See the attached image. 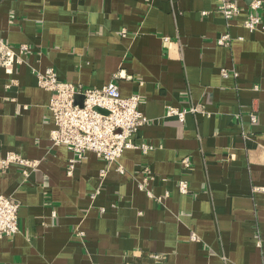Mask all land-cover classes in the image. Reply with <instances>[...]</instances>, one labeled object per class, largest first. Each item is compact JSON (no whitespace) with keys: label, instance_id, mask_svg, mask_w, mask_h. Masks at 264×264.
Instances as JSON below:
<instances>
[{"label":"crops","instance_id":"1","mask_svg":"<svg viewBox=\"0 0 264 264\" xmlns=\"http://www.w3.org/2000/svg\"><path fill=\"white\" fill-rule=\"evenodd\" d=\"M249 3L227 20L218 0H0V42L30 45L0 66V196L21 204L0 264H264V30L244 25ZM50 67L141 96L133 141L150 148L125 149V173L92 151L70 170L34 71ZM9 152L37 164L3 170Z\"/></svg>","mask_w":264,"mask_h":264},{"label":"built area","instance_id":"2","mask_svg":"<svg viewBox=\"0 0 264 264\" xmlns=\"http://www.w3.org/2000/svg\"><path fill=\"white\" fill-rule=\"evenodd\" d=\"M218 1V8L227 20L241 11L238 0ZM248 6L249 11L244 25L252 31L264 30V22L259 15L263 0H251ZM230 40V34L225 33L218 39V43L227 45ZM29 49L30 45L26 43L12 47L7 42H0V66L6 72L12 73L14 65L23 62V55ZM34 71L39 86L52 93L49 108L53 114L55 128L52 131L51 140L54 145L64 144L73 152L70 170L85 152L92 151L110 163H117V170L125 173V168L119 162L124 150L141 147L147 151L150 148L147 144L138 146L133 141L134 134L139 128L149 122L140 110L141 96L139 94L122 96L118 84L114 81L100 88L62 81L52 67L47 68L45 72ZM223 74L227 76L229 73L223 70ZM120 76L119 73L114 77ZM185 113L172 106L167 108V115H177L181 120H184ZM251 118L256 121L254 113ZM12 163L23 166L25 174L30 167H35L37 164L36 161L29 160L19 153L9 152L1 160V168L4 170ZM183 163L186 167L190 166L187 158L183 160ZM145 173L139 185L143 190L148 191L147 185L153 176L149 168L145 169ZM180 190L188 192L186 181L180 182ZM148 194L151 195V192L148 191ZM20 207V202L13 197L0 196V238L19 232Z\"/></svg>","mask_w":264,"mask_h":264},{"label":"water","instance_id":"3","mask_svg":"<svg viewBox=\"0 0 264 264\" xmlns=\"http://www.w3.org/2000/svg\"><path fill=\"white\" fill-rule=\"evenodd\" d=\"M247 1H249V2H250L251 0H247Z\"/></svg>","mask_w":264,"mask_h":264}]
</instances>
